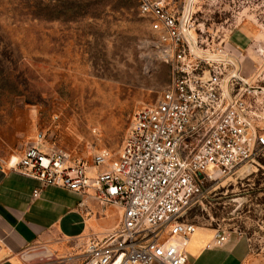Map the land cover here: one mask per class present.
Instances as JSON below:
<instances>
[{
    "label": "rangeland",
    "instance_id": "obj_1",
    "mask_svg": "<svg viewBox=\"0 0 264 264\" xmlns=\"http://www.w3.org/2000/svg\"><path fill=\"white\" fill-rule=\"evenodd\" d=\"M189 1H168L180 23ZM190 2L191 56L246 59L264 87V0ZM162 49L136 0H0V160L39 136L72 162L117 160L135 113L171 84ZM249 100L263 112L264 95ZM184 218L264 255V158L210 180Z\"/></svg>",
    "mask_w": 264,
    "mask_h": 264
},
{
    "label": "built area",
    "instance_id": "obj_2",
    "mask_svg": "<svg viewBox=\"0 0 264 264\" xmlns=\"http://www.w3.org/2000/svg\"><path fill=\"white\" fill-rule=\"evenodd\" d=\"M136 1L172 67L160 102L135 113L117 160L111 162L107 151L93 157L95 167L110 165L95 177L85 162L35 146L16 166L43 186L95 189L102 205L122 208L119 229L90 242L84 264H189L186 249L198 226L182 220L186 212L201 203L210 180L264 156V135L256 126L264 110L259 113L249 100L264 94L231 80L228 98L224 81L232 66L191 56L169 0ZM192 27L186 26L188 34ZM39 194L34 190V197ZM229 235L216 230L215 246L222 247Z\"/></svg>",
    "mask_w": 264,
    "mask_h": 264
},
{
    "label": "crops",
    "instance_id": "obj_3",
    "mask_svg": "<svg viewBox=\"0 0 264 264\" xmlns=\"http://www.w3.org/2000/svg\"><path fill=\"white\" fill-rule=\"evenodd\" d=\"M238 62L242 78L255 86L252 83L257 78L250 64L246 59ZM256 126L264 135V120ZM31 146L50 150L35 139L13 155L15 159L0 160V264H84L87 245L117 231L123 210L102 205L95 189L76 193L46 187L26 175L16 163ZM86 164L90 177L110 169L109 164ZM36 189L40 190L38 197L33 196ZM215 233L211 228H197L186 249L189 264H264V255L252 249L248 238L230 234L218 247Z\"/></svg>",
    "mask_w": 264,
    "mask_h": 264
},
{
    "label": "water",
    "instance_id": "obj_4",
    "mask_svg": "<svg viewBox=\"0 0 264 264\" xmlns=\"http://www.w3.org/2000/svg\"><path fill=\"white\" fill-rule=\"evenodd\" d=\"M191 1V0H190ZM187 4V7L185 8V12L183 15V20L180 23L181 29L184 33L185 39L190 47V40H189V34L186 32L185 28H184V24L186 22V16L188 15L189 12V7H190V2ZM214 62V61H212ZM216 62H226L228 64H230L233 67V71L231 73V75L229 77L226 78V80L224 81V90L228 96V98H230V95L228 93V85L230 83L231 80H235L237 81L239 84H241L244 87L250 88L251 90L255 91V92H259V93H263L264 94V88L262 87H249V85L240 77L239 73H240V64L237 60H235L233 57H222V59H220V61H216Z\"/></svg>",
    "mask_w": 264,
    "mask_h": 264
},
{
    "label": "trees",
    "instance_id": "obj_5",
    "mask_svg": "<svg viewBox=\"0 0 264 264\" xmlns=\"http://www.w3.org/2000/svg\"><path fill=\"white\" fill-rule=\"evenodd\" d=\"M261 158H264V156L260 157L258 160H260ZM182 220L186 221L185 218L183 217ZM188 222V221H187ZM192 223V222H191Z\"/></svg>",
    "mask_w": 264,
    "mask_h": 264
},
{
    "label": "bare ground",
    "instance_id": "obj_6",
    "mask_svg": "<svg viewBox=\"0 0 264 264\" xmlns=\"http://www.w3.org/2000/svg\"><path fill=\"white\" fill-rule=\"evenodd\" d=\"M13 158L15 159L16 157L14 156Z\"/></svg>",
    "mask_w": 264,
    "mask_h": 264
}]
</instances>
